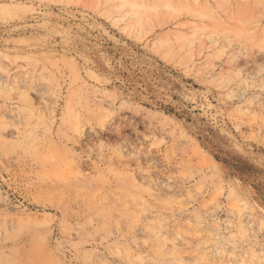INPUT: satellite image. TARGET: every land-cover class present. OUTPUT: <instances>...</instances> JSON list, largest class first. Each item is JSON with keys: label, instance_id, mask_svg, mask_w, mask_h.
I'll return each mask as SVG.
<instances>
[{"label": "rangeland", "instance_id": "374dc122", "mask_svg": "<svg viewBox=\"0 0 264 264\" xmlns=\"http://www.w3.org/2000/svg\"><path fill=\"white\" fill-rule=\"evenodd\" d=\"M0 264H264V0H0Z\"/></svg>", "mask_w": 264, "mask_h": 264}]
</instances>
